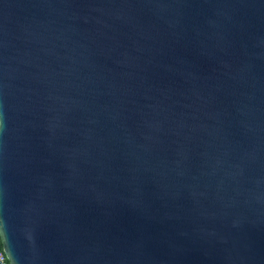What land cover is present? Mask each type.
I'll list each match as a JSON object with an SVG mask.
<instances>
[{"label": "water", "instance_id": "1", "mask_svg": "<svg viewBox=\"0 0 264 264\" xmlns=\"http://www.w3.org/2000/svg\"><path fill=\"white\" fill-rule=\"evenodd\" d=\"M9 264H264V0H0Z\"/></svg>", "mask_w": 264, "mask_h": 264}, {"label": "built area", "instance_id": "2", "mask_svg": "<svg viewBox=\"0 0 264 264\" xmlns=\"http://www.w3.org/2000/svg\"><path fill=\"white\" fill-rule=\"evenodd\" d=\"M0 264H9V261L5 255L1 243H0Z\"/></svg>", "mask_w": 264, "mask_h": 264}]
</instances>
